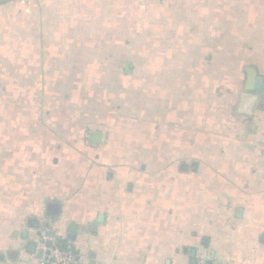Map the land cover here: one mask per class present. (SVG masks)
I'll list each match as a JSON object with an SVG mask.
<instances>
[{
  "label": "crops",
  "instance_id": "crops-1",
  "mask_svg": "<svg viewBox=\"0 0 264 264\" xmlns=\"http://www.w3.org/2000/svg\"><path fill=\"white\" fill-rule=\"evenodd\" d=\"M249 70L264 0H0V264H264Z\"/></svg>",
  "mask_w": 264,
  "mask_h": 264
},
{
  "label": "built area",
  "instance_id": "built-area-1",
  "mask_svg": "<svg viewBox=\"0 0 264 264\" xmlns=\"http://www.w3.org/2000/svg\"><path fill=\"white\" fill-rule=\"evenodd\" d=\"M47 240V238H44L41 246L44 252L42 264H82L76 252L62 249L55 242L51 243V246H48L45 243ZM198 264L205 263L199 262Z\"/></svg>",
  "mask_w": 264,
  "mask_h": 264
},
{
  "label": "water",
  "instance_id": "water-1",
  "mask_svg": "<svg viewBox=\"0 0 264 264\" xmlns=\"http://www.w3.org/2000/svg\"><path fill=\"white\" fill-rule=\"evenodd\" d=\"M255 71H251L249 70L250 73V77L252 80L255 79V83H257V87H253L252 85H249L247 87V91H249L248 93H245L242 95L241 97V103H240V107H239V111L240 113H244L247 115H251L253 113V110L255 108V105L259 99V95L263 92V85L261 83V79L255 78L254 75ZM254 92L255 94H250V92ZM72 231H75V227L71 228ZM50 237H54V235L52 234ZM48 246H51V243L48 242L47 243ZM42 253H40L41 255Z\"/></svg>",
  "mask_w": 264,
  "mask_h": 264
},
{
  "label": "trees",
  "instance_id": "trees-1",
  "mask_svg": "<svg viewBox=\"0 0 264 264\" xmlns=\"http://www.w3.org/2000/svg\"><path fill=\"white\" fill-rule=\"evenodd\" d=\"M107 24H108V23H107ZM108 31H109V26H107V32H108ZM108 35H109V32L107 33V40H109ZM127 40H129V39H127ZM126 42H127V41H126ZM57 244H58V246H59L60 248H62V249L71 250V251L76 252V251L73 249V247H71L70 245H68V244L66 243L65 240H61V239H59V240L57 241Z\"/></svg>",
  "mask_w": 264,
  "mask_h": 264
}]
</instances>
